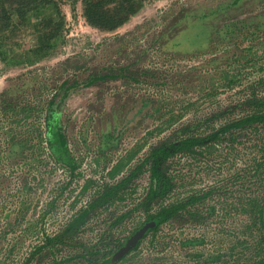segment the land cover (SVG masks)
I'll use <instances>...</instances> for the list:
<instances>
[{
  "label": "rangeland",
  "instance_id": "rangeland-1",
  "mask_svg": "<svg viewBox=\"0 0 264 264\" xmlns=\"http://www.w3.org/2000/svg\"><path fill=\"white\" fill-rule=\"evenodd\" d=\"M52 1L51 28L61 31L49 53L35 52L39 34L48 31L40 27L39 32L42 16L16 18L2 36L0 94L10 89L19 99L18 88L46 81L47 89L26 90L28 98L44 102L75 74L102 70L113 75L108 69L125 65L138 73L153 72L138 81L109 78L72 93L61 124L73 162L39 150L46 144L33 136V145L16 146L8 159L9 145L0 136L5 181L0 187V264H21L44 235L60 231L105 185L129 176L152 146L191 121L212 126L215 111L239 100L264 76V0H143L113 30L92 25L82 0ZM244 26L246 34L240 30ZM230 31L235 37L221 38V32ZM144 99L154 106L132 112ZM120 129L121 137L116 135ZM171 172L176 188L166 202L204 195L193 208L196 215L165 224L120 264H249L260 257L264 244L256 207L264 200V126L200 154L178 156ZM148 182V173L140 174L124 200L88 222L81 234L85 248L104 237L110 247L126 243L140 230L143 210L112 227L144 197Z\"/></svg>",
  "mask_w": 264,
  "mask_h": 264
},
{
  "label": "trees",
  "instance_id": "trees-1",
  "mask_svg": "<svg viewBox=\"0 0 264 264\" xmlns=\"http://www.w3.org/2000/svg\"><path fill=\"white\" fill-rule=\"evenodd\" d=\"M82 1L85 6L87 19L92 25L113 30L127 22L129 15L136 11L137 6L143 0ZM52 3L54 4L52 0H0V48L2 46V36L14 28L16 18L28 20L27 18L36 17L39 20L40 16H42L41 24L38 25L39 32L41 31L40 27L48 31H43L39 34L40 39L36 45L35 52L38 54L49 53L56 45V42L52 40L58 38L61 31V27L51 28L55 24L54 13L53 11L50 12L53 9ZM55 8L59 15L60 8L57 6ZM48 11L50 12V17L45 16ZM247 29H249L247 26L240 28L244 34L248 32ZM164 35L168 39L167 41L172 42L168 32ZM221 35L224 40L228 39L229 35V39H232L235 37V31H230V34L221 32ZM240 36L242 37V35ZM212 42H215V38H212ZM176 45L178 48L181 47L180 44ZM185 50L187 49L185 48ZM173 51L177 50L174 49ZM134 70L133 66L125 65L108 69V71L113 72V75L109 72L103 73L102 70L91 72L87 76L85 74H75L71 80H67L58 86L57 95L44 102H37V100L28 98L26 90L47 89L49 84L46 81L37 82V86L31 83L27 87L18 88L19 91L17 89V92L26 100H23L20 96V98L18 97L19 99H15L10 89L1 93L0 105L3 112H0V136L4 137V141L8 143L10 148L7 158L10 159L12 157L16 146L28 147L31 144L33 145V138H31L33 136L46 144V146L40 145L38 149L47 148L51 150L60 162H73L72 155L67 149L66 132L61 124L62 109L67 100L73 92L94 86L100 82H106L109 78L138 81V77L144 75L145 72H153L151 69H143L144 73H138V69L136 72ZM250 85L248 91L239 100L232 101L225 108L215 111L218 113L212 120V126L211 124L206 126L203 121H191L179 127L175 134L152 146L145 159L129 176L114 184L105 185L89 204L78 211L60 231L44 235L42 242L29 252L21 264H69L73 261L81 264L83 259L89 264H120L121 261L140 246L146 237L159 232L165 224L179 221L186 215L195 216L193 208L205 198L204 195L203 197L202 195L194 194L181 200L166 202L176 188L175 179L171 172V161L181 155L194 156L200 154L207 148L226 142L227 139L234 141L245 132L256 131L261 126H264V76ZM37 96L41 100L44 94L40 93ZM150 106H154L152 101L144 99L141 103L135 104L132 112H144ZM235 112L240 113L235 114ZM15 119H17V122L14 121ZM217 119L222 122L215 124ZM123 132L124 130L120 129L116 135L121 137ZM114 137L116 136L113 134V139H115ZM1 141L3 139H0V145ZM35 145L37 144L35 143ZM145 172L149 175V182L144 197L130 212L119 217L112 227L113 229L119 226L123 220L131 217L135 212L143 210L146 214V219L139 229L150 226L145 238L129 254L117 261L114 260V257L129 240L126 243L118 242L120 244L110 247V244H107L108 238L104 237L100 244H95L90 249L85 248L84 242L81 241V234L84 232L88 222L116 202L124 200L131 183ZM4 182L2 177H0V187ZM0 207V214H2L4 206L0 204ZM256 209H258L256 214L261 226L259 230L263 234L262 242L264 244V200L258 203ZM32 228L31 226L29 230ZM67 251L73 252V256H68L71 254H68ZM249 264H264V252Z\"/></svg>",
  "mask_w": 264,
  "mask_h": 264
},
{
  "label": "water",
  "instance_id": "water-1",
  "mask_svg": "<svg viewBox=\"0 0 264 264\" xmlns=\"http://www.w3.org/2000/svg\"><path fill=\"white\" fill-rule=\"evenodd\" d=\"M149 227L150 226H146L140 229L135 235H133L126 243V245L117 253V255L114 257V260L117 261L121 259L123 256L129 254L130 251L135 249L137 245L145 238L146 232Z\"/></svg>",
  "mask_w": 264,
  "mask_h": 264
}]
</instances>
